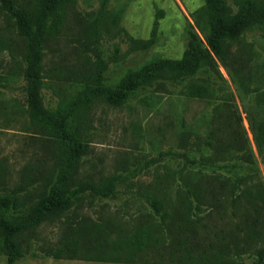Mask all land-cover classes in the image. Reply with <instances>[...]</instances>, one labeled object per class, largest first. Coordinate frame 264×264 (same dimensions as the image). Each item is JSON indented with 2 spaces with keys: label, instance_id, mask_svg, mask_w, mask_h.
<instances>
[{
  "label": "rangeland",
  "instance_id": "374dc122",
  "mask_svg": "<svg viewBox=\"0 0 264 264\" xmlns=\"http://www.w3.org/2000/svg\"><path fill=\"white\" fill-rule=\"evenodd\" d=\"M35 2L19 0V5L31 7ZM228 3L236 8L233 0ZM1 4L0 39L5 46H0V195L16 191L20 205L8 207L4 215L21 221L56 183L65 154L58 141L30 117L23 73L26 42L17 33L15 18ZM203 6L204 0L66 3L57 21L48 23L52 32L43 47L42 104L54 111L74 97L94 73L99 57L106 64L105 83L114 86L153 58L182 57L190 32L197 33L201 46L207 47L197 24V11ZM91 31L97 34L92 37ZM236 47L251 55L250 61H244L246 54L241 56L243 71L260 73L256 64L264 61V25L246 31ZM218 69L221 76L200 70L180 82L138 89L120 107L96 101L83 113L82 137L88 147L79 161L78 175L96 181L115 176L116 194L86 198L64 215L25 230L15 264H151L130 262L124 247L115 246L114 240H127L142 216H155L150 203L153 193L167 192L174 201L180 174L198 169L189 162L184 166L183 154L189 159L210 154L205 145L210 129L221 125L226 133L236 113L242 117L260 169L258 176L264 180V164L246 117L247 109L257 108L252 91L256 77L249 81L251 91L243 94L220 62ZM205 79H210L211 96L191 97V82ZM224 162L202 170L232 176L248 172L247 168L230 172ZM159 178L169 180L159 184ZM58 247H75L76 252L53 254ZM233 258L237 264H264L257 252ZM7 261L0 229V264Z\"/></svg>",
  "mask_w": 264,
  "mask_h": 264
},
{
  "label": "trees",
  "instance_id": "16d2710c",
  "mask_svg": "<svg viewBox=\"0 0 264 264\" xmlns=\"http://www.w3.org/2000/svg\"><path fill=\"white\" fill-rule=\"evenodd\" d=\"M0 1L7 14L15 18L17 33L26 42L23 73L27 81L30 117L58 141L65 154L56 183L31 207L23 220L10 221L4 215L8 207L20 205L16 191L11 195H0V229L7 264H15L20 257V237L25 230L64 215L86 198H107L116 194L117 177L96 181L78 175L79 161L88 147L82 137L81 117L96 101L120 107L134 91L154 84L180 82L194 77L200 70L221 76L220 62L243 94L251 91L249 81L256 77L257 84L252 91L256 92L257 108L247 109L246 117L264 164V61L256 64V70L262 69L260 73L244 72L241 56L246 54L244 61H250V52L233 48L246 31L255 25H264V0H233L236 8L228 0H204V6L197 11V24L204 32L207 47L201 46L197 33L190 32L188 47L182 57L153 58L130 70L114 86L105 83L106 64L99 57L85 86L54 111L45 108L41 101L43 47L52 32L49 29L52 24L48 23L57 21L64 5L71 0H36L31 7L19 5V0ZM89 34L93 37L97 32ZM152 41H147L146 46ZM4 43L0 39V46L4 47ZM210 84V79L191 82L188 94L208 98L211 96ZM235 115V121L228 124L226 133L221 125L210 129L205 140L210 154H201L198 159H189L183 154L184 166L189 162L198 169L180 174L174 201L167 192L153 193L150 203L155 216H142L141 224L135 226L127 240L121 237L114 240L115 246L124 247L130 262L237 264L233 256L252 252H257L264 260V180L258 176L260 169L242 117L239 113ZM218 161H225L224 166L230 172L237 168H247L248 172L232 176L202 170ZM168 180L159 178L158 182L162 184ZM146 218L148 225H144L148 222ZM66 250L76 252L75 247H58L53 254L62 255Z\"/></svg>",
  "mask_w": 264,
  "mask_h": 264
}]
</instances>
